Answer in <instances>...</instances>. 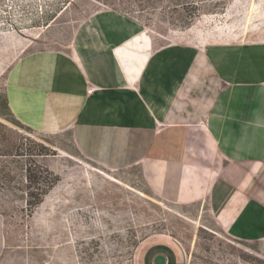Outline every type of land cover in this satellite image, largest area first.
<instances>
[{"label":"crops","instance_id":"0c3cea01","mask_svg":"<svg viewBox=\"0 0 264 264\" xmlns=\"http://www.w3.org/2000/svg\"><path fill=\"white\" fill-rule=\"evenodd\" d=\"M178 40L155 48L133 16L104 9L65 48L9 46L22 49L6 78L10 112L37 131L69 130L80 155L107 169L138 165L153 194L205 205L231 237L262 240L264 49ZM134 259L185 264L166 235L142 240Z\"/></svg>","mask_w":264,"mask_h":264},{"label":"rangeland","instance_id":"374dc122","mask_svg":"<svg viewBox=\"0 0 264 264\" xmlns=\"http://www.w3.org/2000/svg\"><path fill=\"white\" fill-rule=\"evenodd\" d=\"M104 9L133 16L155 48L179 37L189 49L199 40L197 48L264 49V0H0V140L21 154L0 156V264H134L152 235L170 236L185 264H264V239L231 237L205 205L153 194L138 165L107 169L80 155L69 130L31 129L4 108L8 71L22 51L9 46L65 48L78 25ZM45 167L59 180L31 208L25 176H43Z\"/></svg>","mask_w":264,"mask_h":264},{"label":"trees","instance_id":"16d2710c","mask_svg":"<svg viewBox=\"0 0 264 264\" xmlns=\"http://www.w3.org/2000/svg\"><path fill=\"white\" fill-rule=\"evenodd\" d=\"M193 15V14H192ZM191 15V17H192ZM3 106L4 108L10 113V109L8 107L7 99L4 95L3 98ZM13 116V115H12ZM0 117L3 119H6L3 114H0ZM14 117V116H13ZM15 118V117H14ZM16 119V118H15ZM20 122V121H19ZM0 127H4L2 123H0ZM15 146L12 145V143H9L6 141L5 138H1L0 140V156L7 157V156H20V153H17V151H14ZM46 153H39V155H44ZM43 170V176L36 174L28 173L25 176L26 182H29L28 188H33V191H30L27 193L28 199L26 200V204L30 205L31 208L37 206L40 204L43 200V196L48 193L49 190H51L59 180L58 176L55 175L52 171H50L48 168H42ZM0 171H5V166L2 163V160H0ZM26 172H29V169H25ZM8 175V174H6ZM8 177V176H7Z\"/></svg>","mask_w":264,"mask_h":264}]
</instances>
